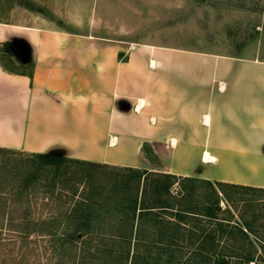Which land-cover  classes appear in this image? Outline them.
<instances>
[{
	"label": "crops",
	"instance_id": "obj_1",
	"mask_svg": "<svg viewBox=\"0 0 264 264\" xmlns=\"http://www.w3.org/2000/svg\"><path fill=\"white\" fill-rule=\"evenodd\" d=\"M96 26L0 22L33 74L0 63L1 148L136 168L145 143L162 144L174 175L264 188V63Z\"/></svg>",
	"mask_w": 264,
	"mask_h": 264
},
{
	"label": "trees",
	"instance_id": "obj_2",
	"mask_svg": "<svg viewBox=\"0 0 264 264\" xmlns=\"http://www.w3.org/2000/svg\"><path fill=\"white\" fill-rule=\"evenodd\" d=\"M0 54L17 63L10 72L33 77L11 42ZM0 160V215L8 216L0 232L42 237L56 252L79 254V264H264V204L244 201L234 220L226 191L264 188L1 147ZM103 170L115 176H96ZM56 192L72 205L33 217V194L51 210Z\"/></svg>",
	"mask_w": 264,
	"mask_h": 264
},
{
	"label": "rangeland",
	"instance_id": "obj_3",
	"mask_svg": "<svg viewBox=\"0 0 264 264\" xmlns=\"http://www.w3.org/2000/svg\"><path fill=\"white\" fill-rule=\"evenodd\" d=\"M0 22L77 31L97 25L104 28L103 35L118 34L121 40L264 63V0H0ZM0 59L11 69L18 67L2 54ZM169 155L162 144L145 143L136 168L170 173L174 160ZM96 176L110 178L115 173L103 170ZM226 191L238 206L234 220L244 201L264 204L262 193ZM53 200L51 210H44L41 194H33L32 216H57L72 205L58 192ZM221 206L227 207L224 202ZM7 217L0 215V223ZM79 257L75 259L69 251L56 252L42 237L23 239L7 229L0 232V264H79ZM90 264L102 262L97 259Z\"/></svg>",
	"mask_w": 264,
	"mask_h": 264
},
{
	"label": "bare ground",
	"instance_id": "obj_4",
	"mask_svg": "<svg viewBox=\"0 0 264 264\" xmlns=\"http://www.w3.org/2000/svg\"><path fill=\"white\" fill-rule=\"evenodd\" d=\"M205 161H206V162H211V161H213V158L210 157V155L207 153V154L205 155Z\"/></svg>",
	"mask_w": 264,
	"mask_h": 264
},
{
	"label": "built area",
	"instance_id": "obj_5",
	"mask_svg": "<svg viewBox=\"0 0 264 264\" xmlns=\"http://www.w3.org/2000/svg\"><path fill=\"white\" fill-rule=\"evenodd\" d=\"M135 47H136V45H135V44H132V45H130V50H133V49H135Z\"/></svg>",
	"mask_w": 264,
	"mask_h": 264
}]
</instances>
